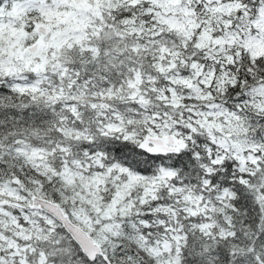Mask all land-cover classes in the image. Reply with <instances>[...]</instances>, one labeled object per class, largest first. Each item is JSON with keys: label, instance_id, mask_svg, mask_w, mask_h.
<instances>
[{"label": "snow or ice", "instance_id": "obj_1", "mask_svg": "<svg viewBox=\"0 0 264 264\" xmlns=\"http://www.w3.org/2000/svg\"><path fill=\"white\" fill-rule=\"evenodd\" d=\"M0 264H264V0H0Z\"/></svg>", "mask_w": 264, "mask_h": 264}]
</instances>
